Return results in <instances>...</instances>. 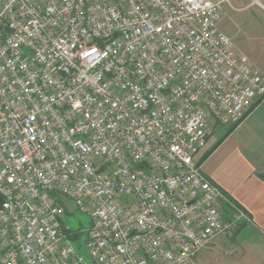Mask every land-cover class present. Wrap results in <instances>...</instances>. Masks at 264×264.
<instances>
[{"label":"built area","instance_id":"2783aa9c","mask_svg":"<svg viewBox=\"0 0 264 264\" xmlns=\"http://www.w3.org/2000/svg\"><path fill=\"white\" fill-rule=\"evenodd\" d=\"M229 4L0 0V264H197L251 222L199 165L264 100Z\"/></svg>","mask_w":264,"mask_h":264},{"label":"crops","instance_id":"0c3cea01","mask_svg":"<svg viewBox=\"0 0 264 264\" xmlns=\"http://www.w3.org/2000/svg\"><path fill=\"white\" fill-rule=\"evenodd\" d=\"M209 123L212 130L201 159L231 128L226 126V131L220 133V124L212 118ZM201 170L251 222L240 224L232 238L214 239L197 255L196 263L222 264L226 256L239 252L238 256L227 259L229 264H264V100L218 145L203 162ZM222 210L231 215L228 206L223 205ZM226 239L237 240L229 253L225 251Z\"/></svg>","mask_w":264,"mask_h":264},{"label":"rangeland","instance_id":"374dc122","mask_svg":"<svg viewBox=\"0 0 264 264\" xmlns=\"http://www.w3.org/2000/svg\"><path fill=\"white\" fill-rule=\"evenodd\" d=\"M232 7L225 5L226 15L219 25V29L226 33L233 41L236 51L246 55L250 62L261 70L264 75V9L258 5H251L250 0H232ZM264 4V1H263ZM226 126L220 125V133L225 132ZM67 208V214L63 217L62 222L74 232H86L91 227V220L88 215L82 214L75 203L67 198H63ZM232 238V237H231ZM85 233L82 241H86ZM236 239H226L228 246L225 251L229 253L232 250V243ZM83 242V243H84ZM83 253L87 261L90 257L84 243ZM239 255L226 256L231 260ZM225 259L222 264H229Z\"/></svg>","mask_w":264,"mask_h":264},{"label":"trees","instance_id":"16d2710c","mask_svg":"<svg viewBox=\"0 0 264 264\" xmlns=\"http://www.w3.org/2000/svg\"><path fill=\"white\" fill-rule=\"evenodd\" d=\"M262 101H260L259 103H257L255 106H254V108L251 110V111H253L260 103H261ZM237 128V126H234V127H231L228 131H227V133L225 134V136L223 137V139L222 140H220L209 152H207L203 157H202V159L200 160V162H199V165H202L203 164V162L214 152V150L218 147V145L219 144H221L223 141H224V139H226V137H228L235 129ZM78 238V236H75V239H77Z\"/></svg>","mask_w":264,"mask_h":264}]
</instances>
